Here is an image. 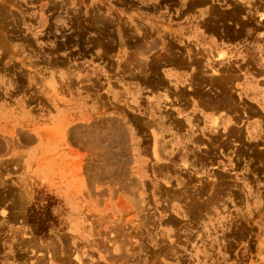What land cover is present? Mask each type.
Segmentation results:
<instances>
[{
  "label": "rangeland",
  "instance_id": "rangeland-1",
  "mask_svg": "<svg viewBox=\"0 0 264 264\" xmlns=\"http://www.w3.org/2000/svg\"><path fill=\"white\" fill-rule=\"evenodd\" d=\"M184 15L0 0V264H264V139L189 130L202 93L246 112L202 59L189 93L166 76L189 55ZM33 206L54 218L46 238Z\"/></svg>",
  "mask_w": 264,
  "mask_h": 264
},
{
  "label": "crops",
  "instance_id": "crops-1",
  "mask_svg": "<svg viewBox=\"0 0 264 264\" xmlns=\"http://www.w3.org/2000/svg\"><path fill=\"white\" fill-rule=\"evenodd\" d=\"M180 4L186 17L177 27L184 29L190 57L186 55L182 64L170 62L166 76L182 81L189 93L192 64L202 59L219 72L213 77L216 91L231 92L233 100H242L246 112L213 104L202 93L187 102L184 118L192 125L189 130L197 127L202 136L227 128L242 130L248 143L264 139V0H180ZM194 118L198 124L191 123Z\"/></svg>",
  "mask_w": 264,
  "mask_h": 264
},
{
  "label": "trees",
  "instance_id": "trees-1",
  "mask_svg": "<svg viewBox=\"0 0 264 264\" xmlns=\"http://www.w3.org/2000/svg\"><path fill=\"white\" fill-rule=\"evenodd\" d=\"M50 205L48 206V208ZM51 208V207H50ZM50 210L45 208L31 207L27 212V223L34 230L35 235L47 237L50 224L53 222Z\"/></svg>",
  "mask_w": 264,
  "mask_h": 264
},
{
  "label": "bare ground",
  "instance_id": "bare-ground-1",
  "mask_svg": "<svg viewBox=\"0 0 264 264\" xmlns=\"http://www.w3.org/2000/svg\"><path fill=\"white\" fill-rule=\"evenodd\" d=\"M232 23V22H231ZM211 32V31H210Z\"/></svg>",
  "mask_w": 264,
  "mask_h": 264
}]
</instances>
